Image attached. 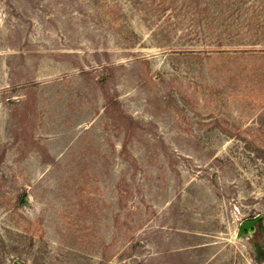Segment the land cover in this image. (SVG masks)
Here are the masks:
<instances>
[{"label": "rangeland", "instance_id": "1", "mask_svg": "<svg viewBox=\"0 0 264 264\" xmlns=\"http://www.w3.org/2000/svg\"><path fill=\"white\" fill-rule=\"evenodd\" d=\"M0 264H264V0H0Z\"/></svg>", "mask_w": 264, "mask_h": 264}, {"label": "water", "instance_id": "2", "mask_svg": "<svg viewBox=\"0 0 264 264\" xmlns=\"http://www.w3.org/2000/svg\"><path fill=\"white\" fill-rule=\"evenodd\" d=\"M251 225V222H246L242 225V229H246Z\"/></svg>", "mask_w": 264, "mask_h": 264}]
</instances>
